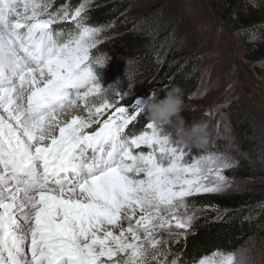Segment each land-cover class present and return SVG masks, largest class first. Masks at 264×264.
Here are the masks:
<instances>
[{"label":"snow or ice","instance_id":"obj_1","mask_svg":"<svg viewBox=\"0 0 264 264\" xmlns=\"http://www.w3.org/2000/svg\"><path fill=\"white\" fill-rule=\"evenodd\" d=\"M87 7L0 0V264H181L169 245L192 231L188 198L230 189L223 171L235 163L187 161L150 120L126 133L143 101L125 108L119 87L93 83L103 29ZM250 253L193 264H252Z\"/></svg>","mask_w":264,"mask_h":264},{"label":"trees","instance_id":"obj_2","mask_svg":"<svg viewBox=\"0 0 264 264\" xmlns=\"http://www.w3.org/2000/svg\"><path fill=\"white\" fill-rule=\"evenodd\" d=\"M56 1L53 2L59 6L66 0ZM67 1L72 10L80 2ZM208 1H212V8L206 9L208 16L217 15L221 21L231 26L236 42L240 43L244 51L242 62L246 67L251 66L254 75L264 83V32L260 37L252 38L253 32L258 33L264 29V0ZM136 2L137 0H97L86 11V23L89 26L108 25ZM167 10L168 7L163 4L154 3L138 18H124L108 31L106 40L94 50V54H108L110 57L106 65L108 76L103 82L108 81L113 87L127 92V70L137 82L130 98L145 97L156 91L159 98L163 99L168 89L178 86L182 89L186 104L199 84L205 60L184 52L182 39L171 41L176 31L177 17L170 15ZM55 28H62L67 32L73 27L56 25ZM117 82L119 85H116ZM261 90L264 95V86ZM224 113L227 115L239 157L238 168L227 172L226 176L242 182L244 186L240 191L225 196L195 198V201L212 204L215 214H220L222 218L217 223L213 222L216 219L209 213L198 218L197 229L180 247L181 263L193 262L213 251L234 250L245 237L254 232L264 243V116L245 100L238 99L228 102ZM144 119L146 120V115ZM139 121L145 123L143 119Z\"/></svg>","mask_w":264,"mask_h":264},{"label":"rangeland","instance_id":"obj_3","mask_svg":"<svg viewBox=\"0 0 264 264\" xmlns=\"http://www.w3.org/2000/svg\"><path fill=\"white\" fill-rule=\"evenodd\" d=\"M96 1L97 0H91V2H89V0H80L78 6L81 3H85L88 5L86 9V11H88ZM67 3L68 1L66 0L63 4L58 6V4L53 2V10L62 7ZM154 3H161L165 7H168V13L177 17V22L175 24L176 31L172 35L173 37L171 38V41L175 42L177 39H182L184 41V52L189 54V56H198L205 60L201 69L199 84L192 95L188 98V101L185 104V111L182 112L181 115L189 123L192 121H206L209 126V140L208 143L202 147H185L187 152L185 159L190 162L193 157L215 154L228 157L235 163V167L223 171V175L231 185L230 189L220 193H201L188 198L192 205L189 209V214H195L193 228L190 233L192 234L197 229L196 221L198 218L207 216L208 213L216 219L213 222L217 223L222 218L220 214H215L212 204H209L208 202L204 204L201 201H195V198L197 199L205 196H225L243 189L242 186H244V184H242V182H237L226 176L227 172H231L238 168L239 157L234 145L227 115L224 113V107L231 100H245L255 108L256 112L261 113L262 116H264V95L262 93L263 90H261L264 83L259 77L254 75L251 66L246 67L242 62L244 51L242 50V47H240V43L236 42L231 26L227 25V22L221 21L217 15H213L212 17L208 16L206 9L211 7L212 1L137 0L135 4L129 7L117 19L109 22L108 25H111V28H109L108 25L94 26L103 29L99 39L104 42L108 31L115 28L121 20L124 18H138L144 10ZM57 25H71L73 27V24L71 23ZM259 31L260 32L258 33L253 32L252 38L255 36L260 37L261 33L264 32V29ZM107 69L108 67L100 69L95 66L91 69L92 74L95 77L93 83L99 85L101 88H107L110 86L108 81L103 82L108 76ZM113 88L117 87L114 86ZM119 90L122 96L121 104L128 109H130L131 105L137 100L147 99L150 96V94H147L145 97H137L134 99L129 96H124L125 91L122 89ZM108 98L116 101L117 98L113 95V89H108ZM129 99L133 100L128 104L127 102ZM111 111V109L108 110L107 113L102 115L101 119H106ZM145 115L146 120L144 119ZM139 119H143V122L145 121V123H139ZM148 121L147 114L142 113L138 116L136 121H133L125 129V131L130 136L137 135L145 129ZM142 150L147 151L146 148ZM262 156V173H264V152ZM234 219H237V217H234ZM184 240V237H180L177 242L169 245L171 252L177 254L179 257V250L181 245H183ZM245 248L251 250L252 264H264V243L258 239L255 232L253 235L245 237L234 250H230L229 252L239 253L240 250ZM218 251L225 252L224 250ZM211 253L205 256H210ZM172 259L173 256L169 255L168 260L171 261ZM193 262H183L181 264H193Z\"/></svg>","mask_w":264,"mask_h":264},{"label":"clouds","instance_id":"obj_4","mask_svg":"<svg viewBox=\"0 0 264 264\" xmlns=\"http://www.w3.org/2000/svg\"><path fill=\"white\" fill-rule=\"evenodd\" d=\"M108 54H101L93 58L92 63L96 68L103 69L109 62ZM128 90L132 92L137 82L132 74L126 77ZM108 96V90L104 93ZM143 109L147 117L166 135L176 140L184 147H202L209 140V126L206 121L187 122L182 112L185 111V99L182 89L178 86L171 87L160 99L155 91H152L147 99H143Z\"/></svg>","mask_w":264,"mask_h":264}]
</instances>
